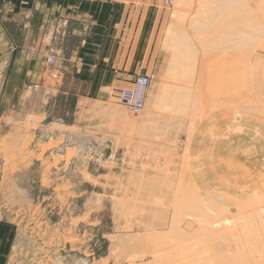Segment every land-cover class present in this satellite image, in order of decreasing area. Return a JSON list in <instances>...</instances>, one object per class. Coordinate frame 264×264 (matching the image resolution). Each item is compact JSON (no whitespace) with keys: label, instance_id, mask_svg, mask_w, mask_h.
<instances>
[{"label":"rangeland","instance_id":"374dc122","mask_svg":"<svg viewBox=\"0 0 264 264\" xmlns=\"http://www.w3.org/2000/svg\"><path fill=\"white\" fill-rule=\"evenodd\" d=\"M159 3L167 7L157 43L162 56L147 74L152 82L140 114L121 102L125 88L99 100L67 94L55 56L33 83L12 80L3 61L0 220L16 233L6 264H264V130L250 124L264 123V21L261 31L251 30L250 11L264 1ZM257 41L263 46L255 49ZM34 85L51 98L47 92L32 107ZM106 139L115 157L98 166L87 147ZM184 192L226 197L231 221L196 200L178 204ZM174 206L168 224L159 225Z\"/></svg>","mask_w":264,"mask_h":264},{"label":"crops","instance_id":"0c3cea01","mask_svg":"<svg viewBox=\"0 0 264 264\" xmlns=\"http://www.w3.org/2000/svg\"><path fill=\"white\" fill-rule=\"evenodd\" d=\"M160 1L0 0V72L8 60L12 80L41 81L47 58L55 56L61 85L73 97L99 100L108 89L131 87L137 75L154 74L162 56L157 43L167 7ZM30 89L51 98L43 86ZM15 234L11 222L0 220V264L7 263Z\"/></svg>","mask_w":264,"mask_h":264},{"label":"bare ground","instance_id":"6f19581e","mask_svg":"<svg viewBox=\"0 0 264 264\" xmlns=\"http://www.w3.org/2000/svg\"><path fill=\"white\" fill-rule=\"evenodd\" d=\"M218 1H220V0H218ZM222 1H224V0H221V2ZM257 1V0H256ZM259 1V0H258ZM264 1V0H263ZM226 2H229V1H225V2H223V3H226ZM238 3H239V1H237ZM241 2V1H240ZM243 2V1H242ZM261 2V1H260ZM215 3V2H214ZM217 3V2H216ZM222 3V4H223ZM245 3V2H244ZM251 3V2H250ZM262 3V2H261ZM246 4V3H245ZM209 5V4H208ZM239 5H240V3H239ZM249 5V4H248ZM259 5V4H258ZM257 4H256V6H254V10L252 11V10H250L251 12H252V15H251V17H252V28L253 29H251V30H254V32H257V31H261L262 29H263V27H262V29L260 30V23L262 24V22H261V20L262 21H264L263 19H264V7H262V8H260V6H261V4H260V6H258ZM212 6H213V4H212ZM232 6V5H231ZM234 6V5H233ZM238 6V5H237ZM251 6V5H250ZM263 6V5H262ZM218 8H222V7H217V9ZM231 8V7H230ZM251 8V7H250ZM249 8V9H250ZM219 10V9H218ZM232 10H234V9H232ZM246 12H247V10H245ZM249 11V10H248ZM222 12V11H221ZM250 17V18H251ZM242 19H243V17H241ZM241 18H240V20H241ZM178 19V18H177ZM246 19H247V17H246ZM245 18L243 19V20H246ZM248 20H249V18H248ZM225 21V20H224ZM242 21V20H241ZM229 22V21H228ZM246 22V21H245ZM174 23V22H173ZM172 23V24H173ZM247 23V22H246ZM251 24V23H250ZM242 25H245V23L243 24V22H242ZM173 26H174V24H173ZM225 26H226V24H225ZM225 26H223V27H225ZM228 28H229V26H227ZM226 27V28H227ZM251 27V26H250ZM170 28H172V30H173V27H170ZM177 28H178V26L176 27V25H175V28H174V30L171 32L172 34H170L169 35V33H170V31L171 30H169V33H168V35H169V37L168 38H170V40L173 38V36H175L176 35V33H177ZM230 30V29H229ZM250 30V31H251ZM179 31H180V29H179ZM224 31H225V29H224ZM227 31V30H226ZM242 31V30H241ZM241 31H239V32H237V33H241ZM263 31H264V29H263ZM180 33H181V31H180ZM236 33V34H237ZM243 33H245V32H243ZM252 33H253V31H252ZM175 34V35H174ZM250 34V33H249ZM249 34L247 35V36H249ZM254 34V33H253ZM256 34H258V33H256ZM241 35V34H240ZM259 35V34H258ZM257 35V36H258ZM262 35V34H261ZM260 35V36H261ZM243 36V38L246 36V35H242ZM257 36H256V38L253 36V38H255V41H256V39H257ZM264 36V35H263ZM259 37V36H258ZM232 38V37H231ZM242 38V37H241ZM246 38V37H245ZM244 38V39H245ZM247 38H249V37H247ZM253 38H249V39H253ZM223 39V38H222ZM221 39V40H222ZM260 40H264V39H262V38H259ZM225 40V39H224ZM223 40V41H224ZM234 41V40H233ZM241 41H242V39H241ZM245 41V40H244ZM250 41V40H249ZM253 40H251V42H252ZM227 42V41H226ZM236 42V41H235ZM234 42V43H235ZM238 42V41H237ZM247 42H248V40H247ZM261 42V41H260ZM259 41H257L256 42V44H255V46H253V47H255V49H256V46H257V43H260ZM209 43V42H208ZM211 43V42H210ZM220 43V42H219ZM225 43V42H224ZM229 43V42H228ZM244 43V42H243ZM250 43V42H249ZM216 44H218V42H216ZM226 44V43H225ZM237 44V43H236ZM240 44V43H239ZM239 44H237V45H239ZM261 44V43H260ZM260 44H258L259 46H260ZM262 44H263V42H262ZM261 44V45H262ZM212 45V44H211ZM211 45H209V46H211ZM223 45V44H222ZM236 45V46H237ZM254 45V44H253ZM215 46V45H214ZM213 46V47H214ZM228 46V45H227ZM236 46H235V48H236ZM242 46V45H241ZM247 46H248V44H247ZM251 46H252V43H251ZM263 46V45H262ZM205 47V46H204ZM212 47V46H211ZM217 47H218V45H217ZM216 46H215V48L216 49H218L219 50V48H217ZM244 47V46H243ZM252 47V48H253ZM258 47V46H257ZM264 47V46H263ZM262 47V48H263ZM205 48H207V47H205ZM234 48V49H235ZM238 48V47H237ZM239 48H240V46H239ZM248 48V47H247ZM212 49V48H211ZM210 49V50H211ZM221 49H223V50H221L220 51V53L222 52V51H224L225 49L224 48H222L221 47ZM231 48H229V50H230ZM233 49V48H232ZM254 49V48H253ZM252 50V49H251ZM250 49H249V51H251ZM213 51H215V50H213ZM228 51V50H227ZM236 51V50H235ZM242 51V50H241ZM240 51V52H241ZM254 51V50H253ZM209 52V51H208ZM225 53H226V50H225ZM238 53V52H237ZM243 53H244V51H243ZM249 53V52H248ZM247 53V54H248ZM252 53H254V52H252ZM208 54V53H207ZM211 54H213V53H210V55ZM216 54V55H215ZM214 55H215V57L216 56H218L217 54V51H216V53H215ZM233 54V53H232ZM209 55V57H211ZM224 56L223 57H225L226 55L225 54H223ZM234 55V54H233ZM251 55H249V57H250ZM257 56L259 57L260 55L259 54H257ZM212 57H214V56H212ZM223 57H222V60H223ZM241 57V56H240ZM219 58V57H218ZM228 58H229V54H228ZM231 58V57H230ZM237 58H239V56H237ZM225 59V58H224ZM227 59V58H226ZM232 59V58H231ZM233 59H234V57H233ZM245 59V56H244V58L243 59H241L242 61ZM246 59H247V57H246ZM249 59V58H248ZM215 60H216V58H215ZM218 60V59H217ZM220 60V59H219ZM229 59H227L226 60V62L228 61ZM238 60V59H237ZM241 60H240V64H243L242 62H241ZM224 61V60H223ZM222 61V62H223ZM255 64H256V68L257 67H260V66H262V63H260L259 61H257V59H255ZM218 63H219V61H217ZM219 63V64H223V63ZM225 62V61H224ZM231 61L229 60V63H230ZM239 62V61H238ZM244 62V61H243ZM247 62V61H246ZM250 62V61H249ZM245 63V62H244ZM248 63V62H247ZM217 64V63H216ZM219 64H217V65H219ZM250 64V63H249ZM230 65V64H229ZM234 65V64H233ZM237 65V64H236ZM238 65H239V63H238ZM248 67H249V65L248 64H246ZM260 65V66H259ZM220 66H222V65H220ZM224 66H226V65H223L222 67H224ZM251 66V65H250ZM230 67H231V65H230ZM236 67V66H235ZM227 68H229V66L227 67ZM226 68V69H227ZM232 69H233V67H231ZM250 68H252V67H250ZM221 69V67L219 68V70ZM223 69V68H222ZM221 69V70H222ZM240 69V68H239ZM258 69V68H257ZM224 70H225V67H224ZM222 71V72H225V71ZM241 70V69H240ZM259 70H260V68H259ZM261 70H262V68H261ZM228 72L229 71H232V70H227ZM239 71V70H238ZM249 71L250 72H252L250 69H249ZM240 72H242V70L240 71ZM258 72V71H257ZM230 73V72H229ZM237 73H239V72H237ZM244 73V72H243ZM258 73H262V72H258ZM221 74V73H220ZM231 74H233L232 72H231ZM250 74V73H249ZM257 74V73H256ZM255 74V75H256ZM263 74V73H262ZM226 75V74H225ZM254 75V76H255ZM222 76V75H221ZM227 76V75H226ZM229 76H230V74H229ZM228 76V77H229ZM253 76V75H252ZM262 76H264V75H262ZM224 77V76H223ZM224 79L226 80V78L224 77ZM250 79V78H249ZM258 79V78H257ZM262 79V78H261ZM264 80V79H263ZM245 81V80H244ZM223 82V80H218V78H216L215 79V84H214V86H220L221 84L220 83H222ZM254 86H255V84H254ZM207 88H209V87H207ZM253 88H255V87H253ZM252 88V89H253ZM255 90H257V88L255 89ZM261 90V89H260ZM264 92V85H263V88H262V90H261V92ZM260 92V93H261ZM41 91L38 89L37 91H35V90H33L32 92H31V94H30V96H32L33 98H34V102H33V105H32V107L34 106V103L36 102V101H38V99H39V97L41 96ZM260 96V95H259ZM251 97H253V96H251ZM256 97L258 98V99H260L259 97H258V95H256ZM261 97H262V95H261ZM258 99H256V100H258ZM263 99V98H262ZM259 101H261V100H259ZM218 103V102H217ZM260 103V102H259ZM245 104H247V103H245ZM249 104V103H248ZM261 104V103H260ZM260 104H257V103H255V105H256V108L258 107L257 105H260ZM226 105V104H225ZM254 104H252V106H253ZM262 106H264V104H261ZM229 107V106H228ZM237 107V106H236ZM225 108H226V106H225ZM238 108V107H237ZM236 108V109H237ZM255 108V109H256ZM216 109V108H215ZM227 109V108H226ZM251 109V108H250ZM229 110V109H228ZM253 110H254V108H253ZM259 110V112H261L260 111V109H257V111ZM262 110V109H261ZM239 111V110H238ZM257 111L256 112H254V113H257ZM248 112H250V111H248ZM252 112V113H253ZM212 114V113H211ZM260 114V113H259ZM258 114V115H259ZM239 115H241V114H239ZM262 115H264V114H262ZM207 116V115H206ZM245 116H246V113H245ZM259 116H261V115H259ZM204 117H205V115H204ZM253 122H250V124H254V126L256 127V128H258V129H260V130H264V123H258V122H255L256 120H252ZM79 136L80 137H83V135L82 134H80L79 133ZM107 147H110V142L109 141H107V139L106 140H104V141H102L101 142V144H98V146H96V145H89L88 144V147H87V149H88V151L92 154V155H94V159L96 160V162H97V165L99 166H101V164L102 163H104V162H106V161H110V160H113L114 159V157H115V150L113 151V152H111L109 155H105V153H104V151L107 149ZM246 154V153H245ZM250 161V160H249ZM246 163V162H245ZM103 165V164H102ZM238 169L239 170H242L241 168H242V166L240 165V164H238ZM235 169H237L236 167H235ZM245 170H247V168L245 167ZM248 174H249V172H248V170L246 171ZM241 173H243V172H241ZM240 173V174H241ZM247 173H245V174H247ZM223 176V175H222ZM225 176V175H224ZM223 176V177H224ZM242 176V175H241ZM243 176H245V175H243ZM263 176V175H262ZM232 177H234V176H232ZM236 177H237V175H236ZM236 177H234L235 179H236ZM239 177V176H238ZM262 178V177H261ZM224 180V179H223ZM228 180V179H227ZM225 181V180H224ZM223 181V182H224ZM228 182V181H227ZM237 182V180L235 181L234 180V185L236 186V183ZM222 183V182H221ZM252 184V183H251ZM256 184V183H255ZM221 185V184H220ZM223 185V184H222ZM228 185V184H227ZM231 185V184H230ZM225 186H226V183H225ZM229 186V185H228ZM233 186V185H232ZM234 186V187H235ZM249 186V185H248ZM236 187H239L238 185L236 186ZM241 187V186H240ZM246 187L247 186H245V189H246ZM229 189V188H228ZM249 190V189H248ZM204 193V192H203ZM203 193H200L201 195H203V196H205L204 194H206V192L203 194ZM242 193V192H241ZM184 194L185 195H182L181 197H180V199H178V204H180V205H182V206H184L186 203H188V202H190V203H192L193 201L192 200H196V202H199L204 208H206V209H211V210H213V212H215V213H222V212H224L226 215H227V217H228V220L229 221H231V219H230V213L232 212V208H230L229 206H228V202H227V198L226 197H221V199L223 198V200L225 199V201L224 202H220V199L219 200H216V198H217V194L215 193V192H211V193H209V194H206V196L205 197H201V195L198 193V194H195V196H193L192 194L191 195H189V194H186L185 192H184ZM244 194H246V193H244ZM222 195V194H221ZM224 195V194H223ZM253 195V193H251V196ZM261 195V194H260ZM262 195H264V193L262 194ZM248 196V195H247ZM247 196H246V198H247ZM250 196V197H251ZM256 196H257V194H256ZM255 196V197H256ZM253 197V196H252ZM219 198V197H218ZM240 198H242V197H240ZM256 198H259V197H256ZM173 202H176L175 201V198H174V196H172L171 198H170ZM245 199V198H244ZM243 199V200H244ZM261 200H262V198H260ZM264 199V198H263ZM239 200H242V199H239ZM246 200V199H245ZM207 202H209V203H207ZM257 203V202H256ZM251 205V204H250ZM238 207V206H237ZM175 210V206L174 207H169L168 209H166V212H165V216L163 215V217H162V223H159V221L160 220H157V222H158V224L160 225V224H163L164 223V221L166 220L165 218H166V216H167V214H169V213H171V212H173ZM167 219H168V217H167ZM166 224H168L167 222L166 223H164V225H166ZM152 226H154V223H152L151 224ZM154 228V227H153Z\"/></svg>","mask_w":264,"mask_h":264},{"label":"built area","instance_id":"2783aa9c","mask_svg":"<svg viewBox=\"0 0 264 264\" xmlns=\"http://www.w3.org/2000/svg\"><path fill=\"white\" fill-rule=\"evenodd\" d=\"M50 63L55 61V57L48 58ZM152 78L147 74L136 76L133 85L125 88L121 94V102L133 114H140L145 106L146 93L150 87Z\"/></svg>","mask_w":264,"mask_h":264}]
</instances>
